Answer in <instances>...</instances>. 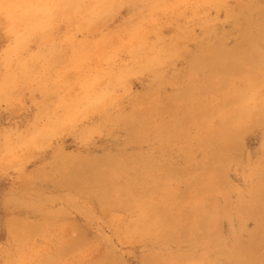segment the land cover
<instances>
[{"label":"rangeland","instance_id":"374dc122","mask_svg":"<svg viewBox=\"0 0 264 264\" xmlns=\"http://www.w3.org/2000/svg\"><path fill=\"white\" fill-rule=\"evenodd\" d=\"M263 22L0 0V264H264Z\"/></svg>","mask_w":264,"mask_h":264},{"label":"bare ground","instance_id":"6f19581e","mask_svg":"<svg viewBox=\"0 0 264 264\" xmlns=\"http://www.w3.org/2000/svg\"><path fill=\"white\" fill-rule=\"evenodd\" d=\"M34 11V10H33ZM28 17V16H27ZM264 23V22H263ZM260 24V23H259ZM262 24V23H261ZM263 30V29H262ZM260 35V34H259Z\"/></svg>","mask_w":264,"mask_h":264}]
</instances>
